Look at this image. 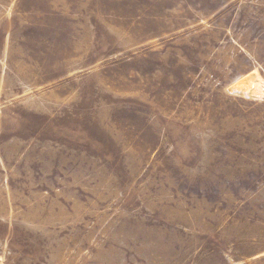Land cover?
Returning a JSON list of instances; mask_svg holds the SVG:
<instances>
[{"label": "rangeland", "instance_id": "374dc122", "mask_svg": "<svg viewBox=\"0 0 264 264\" xmlns=\"http://www.w3.org/2000/svg\"><path fill=\"white\" fill-rule=\"evenodd\" d=\"M0 264H264V0H0Z\"/></svg>", "mask_w": 264, "mask_h": 264}]
</instances>
